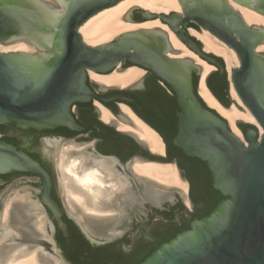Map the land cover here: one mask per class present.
Instances as JSON below:
<instances>
[{
    "label": "water",
    "instance_id": "1",
    "mask_svg": "<svg viewBox=\"0 0 264 264\" xmlns=\"http://www.w3.org/2000/svg\"><path fill=\"white\" fill-rule=\"evenodd\" d=\"M121 1L0 0V45L25 41L37 50L3 52L0 49V124L15 122L38 129L67 126L84 130L86 126L77 123L72 108L77 102L96 96L87 85L91 71L109 74L116 69L123 70L124 60L151 71L171 87L177 99L178 130L174 144L187 156L207 164L212 186L224 198L210 214L195 219L188 229L161 244L141 264H264V132L260 133L255 124L244 132L236 122L241 135L235 133L228 120L204 101L199 85L197 89L193 85L192 72L201 75L202 66L192 57H180L181 50L174 47L170 38L173 32L201 59L226 72L229 84L233 83L242 103L264 130V51L258 50L264 44V25L249 24L229 0H178L180 11L152 12L133 7L124 16L126 21L135 24L159 19L168 29L139 27L107 43L87 44L80 33L81 26ZM233 1L264 16V0ZM134 10H141L145 20H133ZM190 22L208 30L236 52L239 66L233 67L230 76L225 62L219 64L185 35V27ZM102 89L106 88L102 86ZM119 118L138 128L127 115L121 113ZM46 143L53 145L50 140ZM22 147L0 139V177L20 172L40 179V197L33 191L32 196L13 203L12 207L26 210L36 231L38 215L45 214L47 234L43 236L39 232L36 238L48 248L54 224L42 206L50 209L67 236L62 209L51 195L49 173ZM46 148L49 149L47 145ZM50 151L53 156L55 147ZM165 157L166 151L136 161L172 163L162 160ZM107 161L113 167L117 163L114 159ZM25 183L37 187L34 181ZM148 188L155 190L147 185ZM178 193L183 195L181 191ZM161 194L175 196V193ZM92 216L82 215L81 220L72 217L87 239L102 244L118 238L114 233L99 236L87 218L101 222L110 218ZM9 237L13 242L18 241L15 234ZM52 246L51 254L60 259V264H71L58 250L56 242ZM39 259L48 263V254L39 253Z\"/></svg>",
    "mask_w": 264,
    "mask_h": 264
},
{
    "label": "flooded vegetation",
    "instance_id": "2",
    "mask_svg": "<svg viewBox=\"0 0 264 264\" xmlns=\"http://www.w3.org/2000/svg\"><path fill=\"white\" fill-rule=\"evenodd\" d=\"M236 10L239 11L238 9ZM133 20L138 22L144 21L143 12L141 10H134ZM191 29L198 31L203 29L194 22H190L185 27V35L202 48V41L191 33ZM209 53L219 64L224 65L222 56L220 57L213 52ZM132 65L133 63L130 61L124 60L121 66L125 70ZM217 71L221 74L226 73H222L218 66H216L213 72ZM196 76H199V74L193 71L192 82L194 87ZM87 85L93 94L106 98L107 101H102L95 96L87 101L77 102L73 106L72 112L74 117L79 125L86 126L84 130L67 126L38 129L24 127L15 122L0 124V134L3 135L1 140H5L18 147L23 145V150L30 156L33 153L39 157V162L49 173L52 182L51 195L62 209V218L68 233L67 236L64 234L50 209L42 206L48 212L54 224L52 242H49L48 248H46L44 244L38 243L36 236L39 234V231H36L34 228L32 229V223L29 221L30 217L25 214L26 210L17 209V212L23 218V222L18 223L20 225L17 235L18 241L13 242L12 238L8 237L0 243V264H5L15 247H25L27 252L30 251V248L37 247L38 252L42 253V255L48 254L50 263L48 262L47 264H54L56 262L52 258L51 250L55 242L58 244V250L71 264H81L79 262H84L85 264H129L130 261H138L147 254H152L156 250L154 247L157 246L158 240L164 238L169 224L173 223V221L178 222V225L182 223L188 224L190 227L191 222L196 219L194 217L196 212L205 210L204 201L198 204L194 198L201 194L208 195L203 190L202 179L198 177L196 168L198 167L202 170L203 174L211 181V185L212 175L205 162L189 157L183 152L186 155L184 156L180 148L173 142L178 130L177 111L179 107L171 87L162 82L151 71L145 69L144 74L139 79L125 86L100 83L91 77L88 78ZM212 85L215 88V94L211 92L218 99L217 93H222L224 88L216 79L212 80ZM102 86L106 89H102ZM230 87L231 85L228 81V96L231 101H235V99H232ZM99 103L113 113V120L115 121L110 122L103 119ZM122 105L129 106L133 112L138 114L162 136L166 151V157L162 160L175 163L178 167L180 176L188 183L187 194L184 195L182 193L183 195L180 196L178 192H175L174 197L172 195H162L156 190L147 189V182L140 180L141 175H138L134 171L132 167L133 162L137 158H148V156L155 154V152L148 146L141 144L128 131L118 127L116 121L120 119L119 115L121 113L125 114ZM251 125L252 123L250 126L241 129L246 132L249 127H252ZM2 126L16 127L18 129L19 132L14 134L16 136V143L5 138ZM47 140H50L53 145L47 144ZM67 140L81 148L78 151H73L77 155L74 159L70 158L77 163H80L84 158L82 162L83 172H86L88 168L95 167V160H104L109 163L107 160L114 159L117 162L115 167H112V171L114 172L113 176H111L112 179L106 176L107 173H104L106 176L105 184L108 187L107 192L111 193L112 197L109 200H105L104 204L101 205L103 209L109 210L108 213L110 211L114 213L108 215L89 213L93 216L101 215L110 218L106 222L90 224V226L99 236H106L112 233L118 235V238L115 240L102 244L91 242L85 237L76 221L67 215L60 201L53 157L58 154L62 143H64L63 141ZM46 145L49 149L46 148ZM52 146L55 147V154L53 156L50 151ZM67 154L70 156V153ZM47 168L52 172L53 176ZM97 172L102 171L97 170ZM13 173L11 182L22 178L25 182L30 183L32 181L29 178L34 177L36 179L34 183L40 189L41 181L37 176L29 173ZM143 178L147 177L143 176ZM126 180L128 181V185L124 189L116 191L112 184ZM0 181V189L11 183H8L2 177H0ZM112 181L114 183H111ZM213 190L215 189L213 188ZM36 194L40 197L39 190ZM184 196L187 197L188 202H185ZM173 211L179 213L175 220L170 219L168 215V213ZM66 219L71 220V224ZM69 227L73 231V239H70ZM3 232V228H0V234ZM12 234L14 233L12 232ZM62 236L65 238L64 242L62 241ZM40 261L46 264L45 259H41Z\"/></svg>",
    "mask_w": 264,
    "mask_h": 264
},
{
    "label": "bare ground",
    "instance_id": "3",
    "mask_svg": "<svg viewBox=\"0 0 264 264\" xmlns=\"http://www.w3.org/2000/svg\"><path fill=\"white\" fill-rule=\"evenodd\" d=\"M231 4L238 9L245 20L249 24L264 25V16L256 11L246 8L233 0H230ZM135 6H141L152 11L170 12L172 10L180 11V4L178 0H122L117 5L107 8L96 15L92 16L85 24L80 28V33L84 41L89 45H99L107 43L113 40L121 33L135 30L139 27H155L161 26L168 29L166 25L162 24L159 19L145 21L141 24H135L128 22L124 19L125 14ZM191 32L196 35L204 44L207 51L213 52L219 56H222L228 66L229 76L231 70L234 67L239 66V59L236 52L228 47L224 42L211 34L208 30L203 29L198 31L191 29ZM170 38L175 48L182 50L179 54L180 57L189 56L195 59L197 63L202 66V75L199 84V93L204 101L213 109L218 111L225 119L228 120L233 131L238 135L241 134L236 122L240 118L249 120L252 124L258 126L260 133L264 130L262 126L256 121L253 114L242 103L233 83H230L231 94L236 103L232 106H224L211 92V89L207 86L206 77L215 69V66L201 59L197 54L191 51L182 41H180L173 32H170ZM0 49L3 52L7 51H30L34 49L25 41H18L8 45L1 44ZM259 51H264V44L258 47ZM144 72V69L131 66L128 69L118 71L117 69L109 74H99L93 71L90 72V77L100 83L116 84L125 86L137 79ZM102 109V117L105 121H114L113 113L104 105L100 104ZM243 106L244 109H241ZM125 114L136 124V127L131 124L125 123L121 120L119 122V128L134 133L139 139L144 140L148 147L155 153L163 154L165 151V144L160 134L140 117H138L133 110L127 106L122 105ZM77 163L71 160L66 153L63 157L62 177L61 180L66 188L67 200L72 207V212H77V209L86 215L87 213L93 214H106L109 210H105L101 205L105 200H109L112 197L111 193H108V187L106 186V176H113L112 165L104 160H95L94 166L88 168L86 172H83V162ZM96 169V171H94ZM97 170L102 172H97ZM104 171V172H103ZM134 171L142 176L152 179L156 182L177 187L184 195L188 192V183L180 176L178 167L175 163H158L152 161L137 160L134 163ZM104 173H107L105 176ZM116 191L124 189L127 185V181H122L112 184ZM19 196V195H18ZM71 196H74L71 199ZM25 197H21L20 200H24ZM9 205H11L9 203ZM5 219H8L9 206L6 207ZM40 216V215H38ZM81 220L83 217L80 215L75 216ZM5 220V221H6ZM6 224V223H5ZM39 232L46 236V218L40 217L36 222L35 227ZM3 233L0 234V240L4 241L8 238L12 232L7 229V225L3 227ZM2 232V231H1ZM0 241V242H1ZM25 250H21L18 253L11 254L6 264H44L40 261L38 250L26 253ZM22 257V258H21ZM24 257V258H23ZM54 257V256H53ZM52 257V258H53ZM55 264H60V259L53 258Z\"/></svg>",
    "mask_w": 264,
    "mask_h": 264
},
{
    "label": "rangeland",
    "instance_id": "4",
    "mask_svg": "<svg viewBox=\"0 0 264 264\" xmlns=\"http://www.w3.org/2000/svg\"><path fill=\"white\" fill-rule=\"evenodd\" d=\"M44 1L51 2L52 0H44ZM135 7H139L141 9H143V10L147 9V8H144V7H141V6H135ZM150 11H152V10H150ZM172 11H175V10H172ZM152 12H158V11H152ZM160 12H163V11H160ZM165 13H171V11L170 12L168 11V12H165ZM195 37L197 39H199L196 35H195ZM202 48L205 49L204 44H203ZM30 51L31 52H37V50H35V49H32ZM223 61L225 62L226 66H227V63H226V61H225L224 58H223ZM227 68H228V66H227ZM215 69H216V67H215ZM214 70H212L210 73H212ZM118 71H122V70H118ZM143 74H144V72L139 77H141ZM201 75H202V71H201ZM201 75H199L198 85L200 84ZM235 103L236 102L232 100L230 106H232ZM241 109H244L243 106L241 107ZM118 120H120V119H118ZM237 122H238V124H244V125H250L251 124V122H249V120L244 119V118L238 119ZM2 138H3V135L0 134V139H2ZM63 142L64 143H62V145H61V147L59 149L58 154L55 157H53L54 168H55V172H56V175H57V185H58V189H59V193H60V201H61V203H62V205H63L64 208L67 207L68 210H66V209L65 210H66V212L68 213V215L70 217H75L77 215L78 216L80 215V217H82V215H81L82 213L80 212V210L76 212V215H75V213L72 212V207H71V205L69 204V201H68L69 199L67 200V198H69V197L67 196L68 194L66 192V188H65V186H64V184H63V182L61 180V177H62V166L64 164L63 163V157L65 156L66 153H70V156L69 157H72L74 159L77 155L74 154L73 151H78L81 148L80 147H77L76 145H74V143H72L69 140L63 141ZM135 161H136V159H135ZM135 161L132 164V167L133 168H134ZM107 177L110 178V179H112L111 176H107ZM141 177H143V176L141 175ZM29 179L31 181H36V179L34 177H30ZM145 179L148 180L149 178H145ZM118 182H122V181H118ZM111 183H114V181H112ZM147 185L150 186L151 188L155 189L156 191L160 192V193L173 194L175 192L180 191L177 187L168 186V185H165V184L156 182V181H154L152 179H149V182L147 183ZM33 191H38V187H35V186H32V185L26 184L25 181L22 178H18L15 181L11 182L10 184H8V185H6V186H4V187H2L0 189V228H3L5 225H7V229L11 230V232H13L14 234L18 235L17 231H19L18 228H20V225L18 223L23 222V218H22V215L17 212V210H13L12 204L13 203L15 204V203H17L19 201H25L28 196H32V192ZM21 197H25V199L24 200H20ZM73 197L74 196H71V199ZM184 198H185V202H188L187 201V197L184 196ZM29 200H32L33 202H35L34 199H29ZM9 203L11 205H9ZM8 206H9L10 209H9L8 219L6 220L4 217H5V213H6V209H7L6 207H8ZM111 213H114V212L110 211V213H107V214H104V215H108V214H111ZM86 215H92V214L87 213ZM41 216L42 217H45V214L38 216V219ZM89 217H91V216H89ZM87 222L89 224H101L102 223L100 220H96V219H93V218H87ZM2 242L3 241H1L0 243H2ZM25 249H26L25 247L24 248H20V247H17L16 248L15 247L13 249V251H12L11 254L18 253L21 250H25ZM36 249L38 250L37 247L30 248V251H28V252L26 251V253L27 254H30V252H34V250H36ZM46 252H48V251H46ZM38 255H39V252H38ZM52 257H53V255H52ZM47 262H49V261H47ZM6 263H7V261L5 262V264Z\"/></svg>",
    "mask_w": 264,
    "mask_h": 264
},
{
    "label": "trees",
    "instance_id": "5",
    "mask_svg": "<svg viewBox=\"0 0 264 264\" xmlns=\"http://www.w3.org/2000/svg\"><path fill=\"white\" fill-rule=\"evenodd\" d=\"M221 60V59H220ZM222 61V60H221ZM198 79H199V76H196L195 77V89H197L198 87ZM213 79H216L224 88V91L222 93H217V97L219 99V101L224 105V106H230L231 104V99L229 98L228 96V80H227V74L226 73H223L221 74L219 71L217 72H213L211 73L208 78H207V84H208V87L209 89H211L212 92H214L215 88L213 87L212 85V80ZM215 94V92H214ZM240 128H244V127H248L250 125H244V124H238ZM2 129L4 130V134H5V138H7V140L9 141H13L14 143H16V136L14 135L15 133H18V129L16 127H8V126H2ZM180 151L182 152V154L184 156H186L183 151L180 149ZM31 156L40 161L39 157L33 153H31ZM197 167V166H196ZM48 169V168H47ZM49 170V169H48ZM196 171L198 173V177H200V179H202V183H203V190L208 193L203 195H198V196H195V201L198 203V204H201L203 201L205 203V210L202 211H197L196 214L194 215V217L196 219H200L208 214H210L214 208L216 207V205L224 198L218 191L216 190H213L212 188V185H211V181L209 180V178L206 177V175L203 174L202 170L199 169L198 167L196 168ZM50 174H52V172L49 170ZM12 174L14 173H9V174H5V175H2L1 177L6 180L8 183L11 182V177L13 176ZM53 176V174H52ZM210 191V193H209ZM176 209V208H175ZM202 211V212H201ZM179 213H177L176 211H173L171 213H168L169 215V218L170 219H176L177 215ZM193 217V218H194ZM192 218V219H193ZM66 221L71 224V220L69 219H66ZM70 230V239L74 238L73 236V231L71 229V227H69ZM189 228V225L188 224H185V223H182L181 225L179 224L178 225V222H174L169 224V227L167 229V234L164 236L163 239L161 240H158V244L157 246H155L154 248H159L161 244L171 240L172 238H174L178 233L186 230ZM62 241L64 242L65 241V238L64 236H62ZM86 246V245H85ZM84 246V247H85ZM151 254H147L146 256H144V258H142L141 260H138V261H134V262H129V264H141L147 257H149ZM70 257V256H69ZM79 262V261H78ZM81 264H85L84 262H79Z\"/></svg>",
    "mask_w": 264,
    "mask_h": 264
}]
</instances>
